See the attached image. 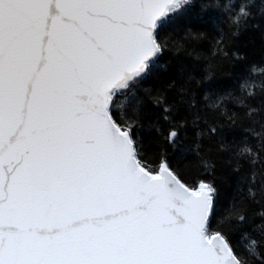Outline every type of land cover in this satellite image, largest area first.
Returning <instances> with one entry per match:
<instances>
[{"label": "snow or ice", "instance_id": "1", "mask_svg": "<svg viewBox=\"0 0 264 264\" xmlns=\"http://www.w3.org/2000/svg\"><path fill=\"white\" fill-rule=\"evenodd\" d=\"M250 30L264 0H0V264H264Z\"/></svg>", "mask_w": 264, "mask_h": 264}, {"label": "trees", "instance_id": "2", "mask_svg": "<svg viewBox=\"0 0 264 264\" xmlns=\"http://www.w3.org/2000/svg\"><path fill=\"white\" fill-rule=\"evenodd\" d=\"M233 51L237 52L241 57H244V66H255L264 68V33L259 30H250L242 32L236 37ZM222 81L227 77H221ZM257 87L264 81L260 77L256 78ZM261 211L260 209L257 210Z\"/></svg>", "mask_w": 264, "mask_h": 264}]
</instances>
